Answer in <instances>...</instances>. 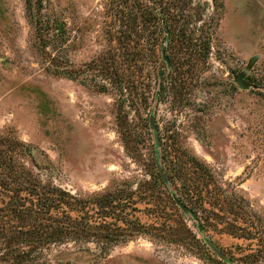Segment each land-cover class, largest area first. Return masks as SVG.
I'll list each match as a JSON object with an SVG mask.
<instances>
[{"label": "rangeland", "instance_id": "rangeland-1", "mask_svg": "<svg viewBox=\"0 0 264 264\" xmlns=\"http://www.w3.org/2000/svg\"><path fill=\"white\" fill-rule=\"evenodd\" d=\"M32 1L64 29L42 52L27 0H0V264H264V0H176L207 56L170 46L160 0ZM142 5L123 136L113 93L51 69L121 54Z\"/></svg>", "mask_w": 264, "mask_h": 264}, {"label": "trees", "instance_id": "trees-1", "mask_svg": "<svg viewBox=\"0 0 264 264\" xmlns=\"http://www.w3.org/2000/svg\"><path fill=\"white\" fill-rule=\"evenodd\" d=\"M179 6V2L176 0H160V5H153V9L149 8V15L153 16L155 20H163L166 23L169 33L171 35L170 46H173L175 41H180L182 45L191 47L193 51L200 55H209L211 46V33L201 30L200 34H197L196 28L191 27L193 22L190 15L185 14V7L182 9L179 7L178 12H174V8ZM185 6V4H184ZM148 8V5H142L138 9L131 8L127 15L120 21L119 31L117 35H113V39L117 40L122 49L121 54L116 50L110 48L103 52L98 58L85 62L80 66L66 65L63 68L51 69L55 74L68 77L73 80H78L82 84L92 87L99 92L113 93L117 99V121L120 127V133L125 136L126 133V116L127 111L124 107L126 102L134 104L139 93L138 76L135 75V71H138L141 61V50L139 45L143 38L142 21V9ZM160 8V11H158ZM27 10L30 19L35 23L37 38L39 45L38 50L45 52L43 48L47 45V33L50 30L55 31L60 28L63 31V26L51 25L48 21L44 20L41 15V8H38L36 12L33 8V1L27 0ZM153 10V11H152ZM144 13V12H143ZM148 17V15H147ZM120 56L122 59H120ZM127 65V66H126ZM126 66V68H125ZM134 70L126 72L127 70ZM208 250V249H207ZM222 254V253H220ZM205 258L214 261L216 264H234V261H239L233 257L219 258L217 255L212 254L210 250L205 251ZM257 255L250 253L240 258V262H254L257 261Z\"/></svg>", "mask_w": 264, "mask_h": 264}, {"label": "water", "instance_id": "water-1", "mask_svg": "<svg viewBox=\"0 0 264 264\" xmlns=\"http://www.w3.org/2000/svg\"><path fill=\"white\" fill-rule=\"evenodd\" d=\"M183 206V209H185V210H187V207H185L184 205H182ZM214 247V246H213ZM214 249H216L215 247H214ZM221 256H222V254H221ZM223 257V256H222Z\"/></svg>", "mask_w": 264, "mask_h": 264}]
</instances>
